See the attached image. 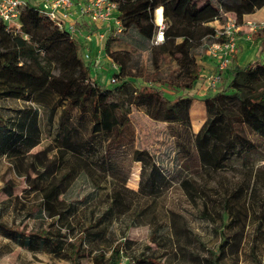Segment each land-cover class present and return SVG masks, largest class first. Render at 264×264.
Instances as JSON below:
<instances>
[{"label": "trees", "instance_id": "1", "mask_svg": "<svg viewBox=\"0 0 264 264\" xmlns=\"http://www.w3.org/2000/svg\"><path fill=\"white\" fill-rule=\"evenodd\" d=\"M112 1L118 5L122 23L121 34L109 33L104 40L105 55L118 66L117 72H109L110 79L116 78L112 88H106L108 78L103 85L98 82L89 60L79 53V41L44 16L39 6H23L19 28H9L0 20V101L17 100L49 108L51 116L48 120L62 109L60 122L68 136L60 140V146L66 152L79 155L84 142H70L69 136L73 132L65 121L70 111L77 110L80 120L84 117L89 120L91 138L103 137L107 142L106 153H111L114 148L130 147L132 162L141 164L138 190H128L124 183L123 190L112 191L102 214L77 236L68 221L76 208L73 203L66 204L61 199L70 172L56 182L47 179L46 170L33 178L32 186L40 196L37 213L49 220V228H54L52 232L49 229L26 232L0 223V234L11 243L31 252L47 251L72 264H79L84 258H90L92 264H120L123 258L130 261L124 253V242L115 243L106 250L99 248L106 241V229L116 214L123 216L129 211L126 194L153 195L159 184L169 182L171 174L167 168L158 164L147 150L132 147L135 133L129 115L133 107L142 110L151 120L167 125L176 150L172 160L178 167L176 180L190 197L201 191L203 184L196 183V178L191 180L185 171L214 174L224 170L232 159L240 160L243 180L232 195L236 204L242 199L247 200L244 203L247 216L250 209H254L258 182L264 175V170L255 167L249 158L258 154L260 143L246 136V133L253 134L264 143V90L256 93L252 88L253 84L264 80V62H249L232 68L229 77H222L224 89L203 100L206 120L197 133L191 127L189 110L193 97L188 95L201 81L202 67L196 60L195 51L199 46L205 51V44L214 36L215 28L209 24L222 23L223 15L229 12L236 23L242 25L244 16L264 7V0ZM158 8H162L166 29L164 42L153 46V16ZM261 31L253 36L264 53V33ZM124 36H135L139 49L150 55L154 77L141 86H135V80L127 77L130 51H119L121 46L130 45ZM164 57L175 62L177 70L169 74V79L161 81L157 73ZM163 86L172 92L178 90L180 95L168 99ZM17 113V116L0 113V159L23 158L40 142L38 109L28 107ZM73 131L76 133L77 129ZM234 209L231 204L225 211L230 217L227 226L234 224L232 240L228 237L222 240L211 264H223L227 251L240 241V211ZM134 261L144 263L140 259ZM151 263L153 260L148 262Z\"/></svg>", "mask_w": 264, "mask_h": 264}, {"label": "rangeland", "instance_id": "2", "mask_svg": "<svg viewBox=\"0 0 264 264\" xmlns=\"http://www.w3.org/2000/svg\"><path fill=\"white\" fill-rule=\"evenodd\" d=\"M227 14L234 16L229 12ZM82 20L87 21V19ZM251 21L264 22V19L252 18ZM218 23L221 22L218 21ZM218 23L209 24V26L217 28ZM83 30V32L81 29L78 30L74 35L81 45L79 53L83 55L86 50L90 55L88 62L93 67H101L99 83L103 85L107 77L106 88L114 87L110 84L111 74L109 73L113 70L112 62L104 53V41L100 45L95 40L97 43H93L96 47L91 48V42L87 43V49L82 47L85 41L82 39L84 34L89 31L102 33V29L94 27ZM262 31L264 33V29ZM131 37H125L130 45L121 46L119 51H130L131 57L126 69L127 77L135 80V86H141L148 78L154 77L153 68L148 52L140 50L139 45L135 43L138 42L135 36ZM244 37L247 41H251V38L249 39L246 35ZM195 53L197 61L207 57L202 46H199ZM250 53L248 49L244 52L241 66L254 60L258 61V58H250ZM260 58L258 63L264 62V53ZM176 70V63L164 57L157 77L161 81H166L169 79V74ZM53 73L57 74L56 69ZM224 74L229 77L228 70ZM205 76L207 77L202 79L203 83L200 84L203 91L207 90L208 94L213 95L224 89L222 82L215 88L209 87L207 79L211 75ZM163 88L168 99L180 95L178 90L172 92L166 86ZM252 88L256 93H261L264 90V80L253 84ZM28 107L38 109L40 142L23 158L0 159V223L26 232H44L48 229L52 232L54 228H49V220L41 218L37 213L40 196L32 186L33 178L45 170L48 172L46 177L51 182H56L67 172L71 174L61 199L66 204L73 203L76 208L68 220L74 229V235L90 226L93 219L102 214L109 204L112 191L123 190L124 183V188L135 192L138 190L141 164L132 162L130 147L114 148L111 153H106L104 147L107 142L103 137L91 138L87 117L80 120L77 110H72L68 119L65 120L67 127L73 132L69 136L70 142L82 141L84 145L79 155L72 151L66 152L60 146V140L68 136L60 122L62 109H58L51 120H48L51 116L49 108L17 100L0 101V113L4 116H17V112L26 110ZM129 116L135 133L132 147L147 150L158 164L169 170L171 175L169 182L166 185L159 184L153 195L126 194L129 211L123 216L116 214L111 226L106 229V241L100 244L99 248L106 250L115 243L124 242V253L131 260L127 261L123 258L120 264H136L134 261L136 259L143 260V264H148L152 260L151 264H211L210 261L214 260L215 255L218 254V246L222 240L226 237L232 240L233 222L230 221L231 226H227L230 217L225 211L228 210V205L233 204L234 210L240 211L241 219L238 226L240 241L227 251L223 264L264 262V175H261L258 182L254 209H250L247 216L244 206L247 200L242 199L236 204L232 195L234 189L243 180L240 160L232 159L224 170L214 174L185 171L191 180L196 178V183L203 184V189L190 197L176 180L178 167H175L172 161L176 150L167 125L151 120L142 110L135 107L131 109ZM75 128L76 133L73 131ZM246 136L260 143L258 154L249 158L255 167L264 170V143L262 144V141L253 134L246 133ZM231 217L234 218L233 215ZM70 235L72 237V234ZM0 264L72 263L47 251L31 252L11 243L0 234ZM79 264H92V261L90 258H84L79 261Z\"/></svg>", "mask_w": 264, "mask_h": 264}, {"label": "built area", "instance_id": "3", "mask_svg": "<svg viewBox=\"0 0 264 264\" xmlns=\"http://www.w3.org/2000/svg\"><path fill=\"white\" fill-rule=\"evenodd\" d=\"M25 6L22 0H0V20L9 28H19V14ZM40 12L51 20L59 29H65L74 36L78 30V21L81 20L90 28L100 27L102 33H87L84 36L85 42L94 39L103 42L109 33L115 35L122 32V23L119 18L118 5L112 0H46ZM154 35L151 45L157 46L164 42L166 25L163 18L162 8L154 11ZM82 19H87L83 21ZM218 23V21H215ZM113 24V26L111 25ZM247 37H251L257 31L264 29V22H246L242 24ZM241 25L236 23L234 16L223 15V22L218 23L211 41L205 44V54L215 64L214 73L209 77L208 86L215 88L222 79V74L229 68L233 55L237 51V36ZM95 34V35H93ZM84 46V45H83ZM85 47V46H84ZM89 60L88 53L83 55ZM112 64V71L117 72L118 66ZM116 78L110 79V84H115Z\"/></svg>", "mask_w": 264, "mask_h": 264}, {"label": "crops", "instance_id": "4", "mask_svg": "<svg viewBox=\"0 0 264 264\" xmlns=\"http://www.w3.org/2000/svg\"><path fill=\"white\" fill-rule=\"evenodd\" d=\"M22 1L25 4H28L30 6H39V7H41V5L46 0H22ZM252 18L260 19V20L264 19V7L262 9L256 11L255 13L251 14V15L244 16L243 24L246 23V22L251 21ZM258 22H262V21H258ZM215 24H217V22H215V21L210 23V25H215ZM83 27L84 28H89L85 24V22H82L81 20H79L78 21V28L81 29L82 32L84 31ZM244 33H245V28L241 25V30H240V32L238 33V36H237V51H236V54L234 56V59L231 60V64H230L229 68L227 69L228 71H230L232 68L241 66V60L243 61V59H244L243 54H244V52L247 49L250 50V52H251L250 53V58H253V57L258 58V61L254 60V61H251V63L259 62L260 61L259 59H261L260 58L261 55H262L261 47H260V45H258V43L255 42V37L252 35L250 37L251 39L249 38L251 40L249 42V41H247L245 39L244 36L246 35V33L245 34ZM85 35L86 34L83 35L82 39H84ZM95 40L96 39L91 41V45H90L91 48L92 47H96V44L93 43V42H96ZM97 42L99 43V41H97ZM83 43H84L83 45L86 47L87 46V42L84 41ZM88 44H90V42ZM86 49H87V47H86ZM84 51L86 53H88L86 50H84ZM86 53H84V54H86ZM204 58H205L204 60L201 59V61H197L198 64L202 67L201 81H200L199 84H197L194 87V89L191 92H188V95H190V96L192 95V97H193V102H192V104L190 106V110H189V116H190V122H191L192 131L194 133H197L199 131L200 127L202 126V124L206 120V110H205V105H204V101L203 100H204V98H206V97H208L210 95V94L207 93V90L203 91V88H201L202 85L200 86V84L203 83L204 78L207 77V76H205L206 74L212 75L214 73V67H215L214 62L210 58H208V57H204ZM100 69H101L100 66H99V68H97L96 66L93 67V71L97 74L98 77L100 76V74H102ZM222 77L223 78H227V75L223 73ZM99 80L100 79L98 78V81ZM105 81H107V77H106ZM196 97H198L200 99L197 100V99H195Z\"/></svg>", "mask_w": 264, "mask_h": 264}]
</instances>
